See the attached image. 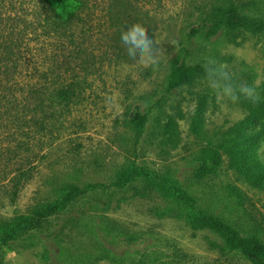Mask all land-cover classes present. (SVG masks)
Masks as SVG:
<instances>
[{"label": "rangeland", "instance_id": "obj_1", "mask_svg": "<svg viewBox=\"0 0 264 264\" xmlns=\"http://www.w3.org/2000/svg\"><path fill=\"white\" fill-rule=\"evenodd\" d=\"M19 2L0 0V14L21 7ZM85 2L77 19L80 30L87 23L93 40H75L77 45L46 40L57 53L40 56L39 64L33 61L27 72L75 75L88 81L83 82L79 98L62 109L65 115L53 123L50 136L33 135L32 149L23 156L35 168L19 195L10 200L0 187V221L34 216L62 200L69 186L107 187L74 197L63 210L5 246L0 260L4 264H253L214 231L193 230L185 218L187 207L158 184L161 178L176 182L195 199L197 208L219 217L244 238L264 243V188L230 168L224 151L216 170L204 172L201 167L203 148L230 139L231 130L249 111L242 102L218 100L205 74L168 91L174 61L204 70L205 62L214 58L226 65L234 80L254 84L263 97L264 31L223 29L212 38L206 32L216 15L231 11L264 23V0ZM73 4L66 0L54 7L67 15L76 9ZM133 23L145 26L160 42L164 55L155 71L131 60L121 43V31ZM196 29L199 32L193 33ZM74 48L79 52L74 54ZM137 108L148 118L139 138L132 124ZM257 116V122L242 128L244 133L232 137L241 141L264 130L258 123L264 117ZM15 127L9 124L0 135L11 139L7 133ZM262 144L261 137L257 150ZM133 165L154 174L157 181L110 186ZM2 170L0 160V181Z\"/></svg>", "mask_w": 264, "mask_h": 264}, {"label": "trees", "instance_id": "obj_2", "mask_svg": "<svg viewBox=\"0 0 264 264\" xmlns=\"http://www.w3.org/2000/svg\"><path fill=\"white\" fill-rule=\"evenodd\" d=\"M66 0H20L21 7L0 14V132L15 124V128L7 133L9 138L0 135V160L3 165L0 187L10 200L19 195V190L35 168L29 158L23 156L31 151L30 141L35 133L50 136L53 133L54 122L65 115L63 108L73 104L81 95L82 84L75 75L54 74L52 76L39 72L30 74L28 68L34 63L39 64L42 55L57 53L50 48L46 40H70L71 45H77L75 40H93L92 30L87 29V23L80 24L77 16L84 13L78 11L86 5L85 0H72L76 9L67 15L57 11L56 4ZM90 1V0H89ZM27 2L28 6L23 5ZM89 16V14H86ZM216 19L206 32L207 38L217 36L221 30L237 31L244 29L254 34L264 31V23L260 20L240 15L237 11L215 16ZM82 21H86L83 18ZM69 22L72 26L69 27ZM71 33H69V32ZM199 31L193 30V33ZM67 48L68 45L66 46ZM81 50V49H80ZM72 52H79L76 48ZM37 58L36 60H34ZM88 63V62H87ZM41 64V60H40ZM85 64V61H84ZM200 66H188L176 61L172 63L168 81V91L173 92L192 84L204 75ZM264 97V96H263ZM242 106L249 111L248 116L237 124L230 133H244L245 126L257 122L258 114L264 117V100L258 105H251L242 100ZM261 120V119H259ZM148 118L141 113L140 108L132 115V124L138 138L144 132ZM19 123V124H18ZM260 125L264 126V120ZM18 124V126L16 125ZM24 127H23V125ZM198 131V128L194 130ZM225 140L221 145H211L201 151V167L204 172L216 170L222 163L223 154L229 158L230 168L240 171L246 179L255 186L264 188V165L256 155L258 141L264 139V130L255 131L254 135L238 141L236 138ZM244 135V134H243ZM242 145L248 149L242 148ZM262 170V172H258ZM139 179L153 184L158 177L133 165L117 177L110 185L121 188ZM158 184L162 191L175 197L187 207L185 218L190 227L197 231L209 229L219 234L233 249L239 250L253 264H264V243L259 240L244 238L240 233L219 217L208 214L197 208L195 199L184 189L167 178H161ZM105 184H88L85 188L69 186L62 200L43 208L32 217L18 216L11 220L0 221V254L11 241L19 239L23 234L40 226L46 219L64 209L74 197L85 195ZM0 264H4L0 260Z\"/></svg>", "mask_w": 264, "mask_h": 264}, {"label": "clouds", "instance_id": "obj_3", "mask_svg": "<svg viewBox=\"0 0 264 264\" xmlns=\"http://www.w3.org/2000/svg\"><path fill=\"white\" fill-rule=\"evenodd\" d=\"M120 40L131 60L145 69L157 70L164 52L160 42L149 36L145 26L133 23L126 31L124 29L121 31ZM203 68L204 80L218 100L238 104L243 99L253 106L264 100L254 84L237 82L226 65L214 58H209ZM257 155L264 160V144L257 150Z\"/></svg>", "mask_w": 264, "mask_h": 264}]
</instances>
